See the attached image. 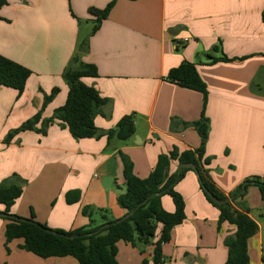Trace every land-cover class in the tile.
<instances>
[{
	"label": "crops",
	"instance_id": "0c3cea01",
	"mask_svg": "<svg viewBox=\"0 0 264 264\" xmlns=\"http://www.w3.org/2000/svg\"><path fill=\"white\" fill-rule=\"evenodd\" d=\"M5 1L0 8V55L31 72L21 96L0 87V187L22 189L10 215L29 219L33 214L36 222L64 232L89 224L84 208L92 209L93 227L103 219H122L126 212L117 199L126 188L119 152L130 159L135 176L146 179L159 155L173 147L184 151L200 145L191 128L169 130L170 119L190 123L202 110L200 93L164 80L184 62L196 66L207 87L210 132L205 154L212 158V181L228 194L247 178L264 179V96L252 90L253 84L264 85V0H116L80 58L98 75L83 82L111 101L95 117L96 128L106 131L122 117H134V137L109 145L104 137L75 140L57 124L43 136L24 132L8 144L4 140L41 109L43 94L59 90L44 119L65 104L68 88L62 74L82 38L81 22L91 19L88 9H103L112 0ZM215 46L218 53L211 52ZM210 53L233 61L208 65ZM177 168L173 162L170 173ZM174 190L183 198L185 219L162 246L163 264H224L223 241L235 228L222 224L217 230L219 213L204 198L192 171ZM73 192L79 198L69 204L66 196ZM165 197L162 208L172 213V200ZM245 201L258 225L248 241L250 264H264V200L257 188L249 187ZM6 224L0 222V264H78L71 257L38 258L19 249L22 240L10 242L6 254ZM116 246L119 264H153L151 244Z\"/></svg>",
	"mask_w": 264,
	"mask_h": 264
},
{
	"label": "trees",
	"instance_id": "16d2710c",
	"mask_svg": "<svg viewBox=\"0 0 264 264\" xmlns=\"http://www.w3.org/2000/svg\"><path fill=\"white\" fill-rule=\"evenodd\" d=\"M115 2L116 0H112L103 9H88L91 19L86 20L85 23L91 25V30L80 39L75 55L62 74V80L68 88L65 104L55 109L51 117L44 119L45 108L56 97L59 90L54 88L50 94H43L41 109L18 128L9 132L4 140L5 144L10 143L14 137L24 132H34L43 136L53 124L67 130L75 140H98L104 137L109 145L112 140L126 142L134 137L136 128L133 115L122 117L112 129L102 131L96 128L95 117L102 115V110L110 105L111 101L100 97L93 87L83 82L86 78H96L98 75L93 65L82 63L80 58L88 53L89 39L107 19ZM4 5L6 1L0 0V8ZM72 17L75 18L73 15ZM261 19L264 23V10ZM211 52L218 53L219 47H213ZM206 57L208 65L233 61L225 56L214 58L211 53ZM30 76L31 72L28 69L0 55V87L12 89L17 92L18 96H21ZM164 80L202 95V110L198 120L184 123L177 118H172L169 124V130L172 133L188 128L193 129L200 138L199 147L184 151L173 147L166 154L159 155L146 179L136 177L130 159L119 152L118 157L122 165L126 190L118 197L117 203L126 214L133 212L127 220L119 223V220L103 219L102 224L93 227L91 225L92 209L84 208L82 214L89 219V224L84 228L64 232L49 229L36 222L33 214L24 221L4 219L7 221L4 233L7 252H9L7 245L10 242L22 240L23 244L19 246V249L41 259L71 257L78 264H119L116 260V245L119 242L132 247H144L151 244L153 264H163L162 246L170 241L172 230L185 219L183 198L174 188L188 171H192L198 178L199 188L204 198L219 213L217 230H220L222 224L235 228V232L225 237L223 241L227 248V258L224 264H250L248 241L258 232V225L249 215L250 210L245 202V196L249 187H255L261 199L264 200V179L250 177L232 192L228 194L221 192L210 177L209 166L212 158L205 154V145L210 132V122L205 115L208 96L205 83L199 77L196 66L186 62L171 69ZM252 90L264 96V85L259 87L253 84ZM173 162L177 163L178 168L171 174L170 166ZM182 164H191L193 168L179 169ZM21 194L22 189L18 186L0 187V205L4 206L5 214H9V208L20 198ZM164 196L172 200L174 205L172 213L162 208L161 199ZM78 198V192L68 193L66 201L73 204L78 201ZM213 198L219 203H214ZM105 224L109 226L102 229L101 227ZM154 239H156L155 242H153ZM142 264H147V262L143 261Z\"/></svg>",
	"mask_w": 264,
	"mask_h": 264
},
{
	"label": "water",
	"instance_id": "95a60500",
	"mask_svg": "<svg viewBox=\"0 0 264 264\" xmlns=\"http://www.w3.org/2000/svg\"><path fill=\"white\" fill-rule=\"evenodd\" d=\"M184 168H193V165L191 164H182L180 165L179 169H184ZM213 201L214 203H219L216 199L213 198ZM133 214V212H130L128 214H126L122 219H120L118 222H122V221H125L127 220L131 215ZM0 218H3V219H16V220H20V221H24L26 219H22V218H18V217H15V216H12L10 214H5V213H0ZM109 226V224H105L103 225L101 228H107Z\"/></svg>",
	"mask_w": 264,
	"mask_h": 264
},
{
	"label": "rangeland",
	"instance_id": "374dc122",
	"mask_svg": "<svg viewBox=\"0 0 264 264\" xmlns=\"http://www.w3.org/2000/svg\"><path fill=\"white\" fill-rule=\"evenodd\" d=\"M80 28H81V34H82V36L81 37H85L88 33H89V31L91 30V25L90 24H86L84 21H82L81 22V25H80ZM196 175V174H195ZM196 178H197V176H196ZM197 181H198V178H197ZM244 182V181H243ZM242 182V183H243ZM241 183V184H242ZM166 199H169L168 197H165ZM246 202V201H245ZM1 209H3V208H1L0 207V210ZM2 211H0V213H1ZM12 216H14V215H12ZM2 221H5L3 218H0V222H2ZM4 239H5V236H4ZM4 248H5V242H4ZM9 250V249H8ZM5 252H6V254L7 253H9V252H7V250H6V248H5ZM4 252V253H5ZM5 254V255H6ZM7 256V255H6ZM3 263H5V261H2Z\"/></svg>",
	"mask_w": 264,
	"mask_h": 264
}]
</instances>
